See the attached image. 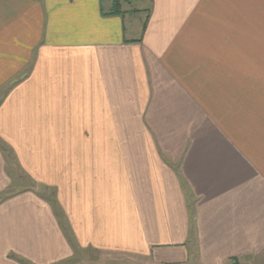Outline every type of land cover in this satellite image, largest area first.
<instances>
[{
    "label": "crops",
    "instance_id": "crops-1",
    "mask_svg": "<svg viewBox=\"0 0 264 264\" xmlns=\"http://www.w3.org/2000/svg\"><path fill=\"white\" fill-rule=\"evenodd\" d=\"M118 1L0 0V264H264V0Z\"/></svg>",
    "mask_w": 264,
    "mask_h": 264
},
{
    "label": "rangeland",
    "instance_id": "rangeland-1",
    "mask_svg": "<svg viewBox=\"0 0 264 264\" xmlns=\"http://www.w3.org/2000/svg\"><path fill=\"white\" fill-rule=\"evenodd\" d=\"M10 164L14 178L11 184L12 186H10L9 188L11 192H17L29 188L32 189V192L36 194H42V196L46 194L45 189L39 188L28 179L18 178L17 166H14L12 161L10 162ZM41 191L44 193H41ZM44 198L48 204H52L54 201V198H52V196H46ZM141 260L142 259H137L133 257L129 258V256H123L120 253H99L90 250H84L75 254L73 264H144V261Z\"/></svg>",
    "mask_w": 264,
    "mask_h": 264
},
{
    "label": "trees",
    "instance_id": "trees-1",
    "mask_svg": "<svg viewBox=\"0 0 264 264\" xmlns=\"http://www.w3.org/2000/svg\"><path fill=\"white\" fill-rule=\"evenodd\" d=\"M112 8L113 13L116 11V9L119 10V2L117 0H113Z\"/></svg>",
    "mask_w": 264,
    "mask_h": 264
}]
</instances>
